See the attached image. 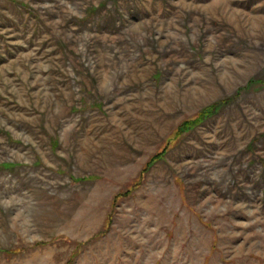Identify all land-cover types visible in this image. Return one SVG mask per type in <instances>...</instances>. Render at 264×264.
Wrapping results in <instances>:
<instances>
[{
  "label": "rangeland",
  "instance_id": "rangeland-1",
  "mask_svg": "<svg viewBox=\"0 0 264 264\" xmlns=\"http://www.w3.org/2000/svg\"><path fill=\"white\" fill-rule=\"evenodd\" d=\"M0 264H264V0H0Z\"/></svg>",
  "mask_w": 264,
  "mask_h": 264
},
{
  "label": "trees",
  "instance_id": "trees-1",
  "mask_svg": "<svg viewBox=\"0 0 264 264\" xmlns=\"http://www.w3.org/2000/svg\"><path fill=\"white\" fill-rule=\"evenodd\" d=\"M202 116H203V114H202V113H201V114L199 113V115H198L195 119L182 122V123L176 128L177 130H175V131L180 132L183 128H187V127H189L190 125L194 124V123H195L199 118H201ZM177 132H175V134H176ZM156 156H157V155H156Z\"/></svg>",
  "mask_w": 264,
  "mask_h": 264
}]
</instances>
